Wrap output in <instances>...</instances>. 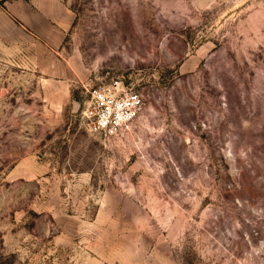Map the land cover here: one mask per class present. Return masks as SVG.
Masks as SVG:
<instances>
[{
  "label": "rangeland",
  "instance_id": "rangeland-1",
  "mask_svg": "<svg viewBox=\"0 0 264 264\" xmlns=\"http://www.w3.org/2000/svg\"><path fill=\"white\" fill-rule=\"evenodd\" d=\"M14 1L0 264H264V0H65L54 46ZM113 79L144 108L105 137L83 112Z\"/></svg>",
  "mask_w": 264,
  "mask_h": 264
},
{
  "label": "built area",
  "instance_id": "built-area-1",
  "mask_svg": "<svg viewBox=\"0 0 264 264\" xmlns=\"http://www.w3.org/2000/svg\"><path fill=\"white\" fill-rule=\"evenodd\" d=\"M91 98L83 112L86 128L92 133L114 137L126 132L140 117L144 100L124 81L113 79L89 90Z\"/></svg>",
  "mask_w": 264,
  "mask_h": 264
},
{
  "label": "crops",
  "instance_id": "crops-1",
  "mask_svg": "<svg viewBox=\"0 0 264 264\" xmlns=\"http://www.w3.org/2000/svg\"><path fill=\"white\" fill-rule=\"evenodd\" d=\"M9 8L16 24L34 39L38 38L50 46L65 39L62 24L63 10L67 8L65 0H16L10 3ZM19 8H25V13H19Z\"/></svg>",
  "mask_w": 264,
  "mask_h": 264
}]
</instances>
